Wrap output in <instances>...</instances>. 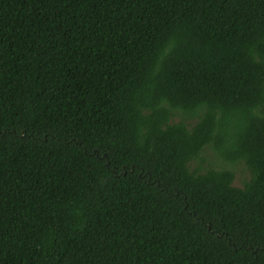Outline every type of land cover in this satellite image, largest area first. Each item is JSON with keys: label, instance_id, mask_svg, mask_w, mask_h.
Returning a JSON list of instances; mask_svg holds the SVG:
<instances>
[{"label": "trees", "instance_id": "1", "mask_svg": "<svg viewBox=\"0 0 264 264\" xmlns=\"http://www.w3.org/2000/svg\"><path fill=\"white\" fill-rule=\"evenodd\" d=\"M0 264H264V0H0Z\"/></svg>", "mask_w": 264, "mask_h": 264}, {"label": "rangeland", "instance_id": "2", "mask_svg": "<svg viewBox=\"0 0 264 264\" xmlns=\"http://www.w3.org/2000/svg\"><path fill=\"white\" fill-rule=\"evenodd\" d=\"M179 118V117H178ZM203 155L206 157V163L202 164L201 162H193L192 166H201L202 168H207L209 165L207 162H212L213 166L220 168V167H227L234 171L235 174V180L234 185L242 187L246 181L250 178V172L247 170L244 164L242 163H224L221 162L218 158V156L212 151L208 150L207 152L203 153Z\"/></svg>", "mask_w": 264, "mask_h": 264}]
</instances>
